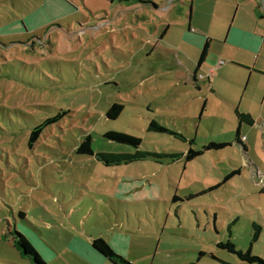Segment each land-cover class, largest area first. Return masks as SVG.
Masks as SVG:
<instances>
[{"label": "rangeland", "instance_id": "rangeland-1", "mask_svg": "<svg viewBox=\"0 0 264 264\" xmlns=\"http://www.w3.org/2000/svg\"><path fill=\"white\" fill-rule=\"evenodd\" d=\"M243 1L0 0V264H35L15 231L47 264H114L95 238L134 264H256L227 241L264 258L263 0L259 50L240 48L255 43L245 33L224 41L239 2L244 23L253 14ZM64 110L30 146L33 128ZM153 120L186 140L149 130ZM112 130L180 159L78 152L88 135L96 152L136 151ZM190 150L204 152L188 161Z\"/></svg>", "mask_w": 264, "mask_h": 264}, {"label": "trees", "instance_id": "trees-1", "mask_svg": "<svg viewBox=\"0 0 264 264\" xmlns=\"http://www.w3.org/2000/svg\"><path fill=\"white\" fill-rule=\"evenodd\" d=\"M261 17L264 18V15L261 14ZM209 46H210V41L208 39L207 42L205 43L204 47H203L201 57H200V62L198 65V69L200 68V66L202 65V63L205 61V59L207 57ZM196 74H197V72H196ZM196 77L197 76H195V79H197ZM204 105H205V103H204ZM123 109H124L123 104L114 103L109 108V110L107 112V116L109 118L116 119L121 114ZM67 113H68L67 110L61 111L57 115L49 117V118L45 119L42 123L36 125L30 134L29 145L33 146L34 142H36L39 139L42 132L44 131V129L48 125L59 121ZM236 114L238 116L240 123H243V122H247L249 124L255 123V120L253 119V117L251 116L250 113L240 112L237 108ZM148 129L149 130H157L160 132H167V133H170L176 137H180V138L186 140V138L181 133H177V132H174L173 130H169L167 127L156 122L155 120L151 121ZM105 137L109 140H113V141H117L119 143L131 145L136 149V151L133 153L96 152L94 147H93V138L91 135H88L82 140L81 144L79 145L78 152L83 153V154L95 155L97 158L106 162L107 164L130 163V162H135L138 160H145L149 157L155 158V157H162V156L172 157L173 160L176 161V160L180 159V156H181V154H168V153L159 154V153H155V152L141 150V149H139V147L141 146V143H142V139L140 137L135 136V135H131V134H128L125 132H121V131H115V130L108 131L105 134ZM237 140L240 143H242V140L240 138V128L237 131ZM190 141L193 142V140H190ZM225 145H227V144L226 143L211 142L208 145H206L204 147V149L207 150V149H212V148H221ZM244 146H245L244 149L247 150V146L246 145H244ZM203 152H204L203 150H198V151L190 150L188 152V154H186L187 155L186 160L190 161V160L194 159L196 156L203 154ZM235 173H237V172L232 173L231 176ZM21 214L24 215L23 212H21ZM254 227H255V230H254L255 232L253 233V240L255 241L258 239V236H259L260 226L255 223ZM15 234L17 237H16L14 243L22 255H24L25 257L26 256L29 257L31 260H33V262L35 264H47L44 261V259L42 258V256L39 254V252L35 249L33 244L29 241V239L23 233H21L19 231H15ZM92 246L97 251H99L101 254H103L106 258H108L111 262H113L114 264H134V263L128 261L125 257L117 254L113 250V248L108 244V242H106L102 238L93 239ZM219 246H221L222 248H226L233 253H236L244 261H248L250 263H256V264H264V258L254 255L251 249L243 251L241 249H238L236 247V245L234 243H232L231 241L221 242V243H219Z\"/></svg>", "mask_w": 264, "mask_h": 264}, {"label": "crops", "instance_id": "crops-1", "mask_svg": "<svg viewBox=\"0 0 264 264\" xmlns=\"http://www.w3.org/2000/svg\"><path fill=\"white\" fill-rule=\"evenodd\" d=\"M240 3L241 2L238 3V6H237L236 11H235L236 12L235 13V16H234L231 24L229 25V33L227 35V39L224 40V41L225 42L230 41L229 40V37L231 35H237V34H240V33H242V34L245 33L246 35L251 36L252 41L254 40L255 43L254 44H249L248 43L246 45V47L241 46L240 48H242L244 50H247L248 52L252 53L255 50H259L258 45H261V43H260L261 38L259 37V34L256 32V27L258 25H260L259 20H258V17L256 15V9L257 10L259 9V11L261 12L260 8L262 6H261L260 0H245V1H243L242 4L246 5L250 9H252V12H253V14L251 15L250 19H248V21H246L244 23L242 20L245 21V16H243V15L242 16H239V12L241 10L240 9V5H241ZM262 4H263V7H264V0H263ZM262 15H264V14H262ZM254 18H255V20H254ZM232 43H234V42H232ZM234 44H236V43H234ZM231 64H235V63H231ZM220 65H222V64H220ZM253 66L255 68H257V69H263L260 66H258V62L257 61L253 64ZM217 68H218V72H217L216 76H218L219 75V72L221 70H223L222 67H217ZM224 68H226V67H224ZM186 70H187L188 75H193V78L195 76H197L196 75V72L192 74V72L190 70H188V69H186ZM245 145L247 146V142H245Z\"/></svg>", "mask_w": 264, "mask_h": 264}, {"label": "built area", "instance_id": "built-area-1", "mask_svg": "<svg viewBox=\"0 0 264 264\" xmlns=\"http://www.w3.org/2000/svg\"><path fill=\"white\" fill-rule=\"evenodd\" d=\"M223 63H224V61H221V62H220V64H223ZM241 140H242V142H245V141H246V137L243 136Z\"/></svg>", "mask_w": 264, "mask_h": 264}]
</instances>
